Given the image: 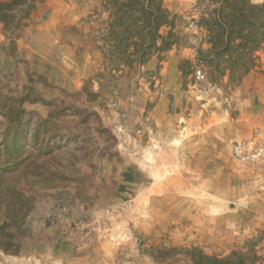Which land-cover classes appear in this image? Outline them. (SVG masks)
Returning a JSON list of instances; mask_svg holds the SVG:
<instances>
[{
	"label": "rangeland",
	"instance_id": "obj_1",
	"mask_svg": "<svg viewBox=\"0 0 264 264\" xmlns=\"http://www.w3.org/2000/svg\"><path fill=\"white\" fill-rule=\"evenodd\" d=\"M197 1H164L191 44L104 89L73 30L98 27L102 0H40L15 35L0 23V264L264 256V46L238 86L207 67L183 81L206 37Z\"/></svg>",
	"mask_w": 264,
	"mask_h": 264
},
{
	"label": "trees",
	"instance_id": "obj_2",
	"mask_svg": "<svg viewBox=\"0 0 264 264\" xmlns=\"http://www.w3.org/2000/svg\"><path fill=\"white\" fill-rule=\"evenodd\" d=\"M164 1L102 0L101 8L95 10L101 20L97 28L86 34L73 26L75 34L102 55L103 71L95 77L103 89L141 70L154 57L162 61L174 47L191 44L190 33L182 27L183 17L171 12ZM39 2L0 1L4 30L15 35L27 27ZM196 7L201 9L198 26L205 29L206 37L199 47L190 45L197 52L194 60L181 61L183 81L187 82L197 67H207L212 82L221 83L227 77V85H240L259 65L257 52L264 46L263 6L250 0H198ZM84 22L89 24L90 20ZM185 254L193 264H264V256L253 250H235L227 256L203 251Z\"/></svg>",
	"mask_w": 264,
	"mask_h": 264
}]
</instances>
